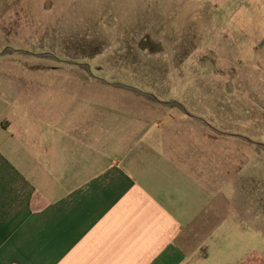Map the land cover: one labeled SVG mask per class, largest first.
Listing matches in <instances>:
<instances>
[{"label": "crops", "instance_id": "crops-1", "mask_svg": "<svg viewBox=\"0 0 264 264\" xmlns=\"http://www.w3.org/2000/svg\"><path fill=\"white\" fill-rule=\"evenodd\" d=\"M176 1L250 85L264 0ZM154 97L131 99L143 112L40 110L0 84V264H264L242 175L254 143Z\"/></svg>", "mask_w": 264, "mask_h": 264}, {"label": "rangeland", "instance_id": "rangeland-1", "mask_svg": "<svg viewBox=\"0 0 264 264\" xmlns=\"http://www.w3.org/2000/svg\"><path fill=\"white\" fill-rule=\"evenodd\" d=\"M184 8L176 0H0V84L11 98L37 97L40 110L143 112L154 107L131 99L152 95L241 129L254 143L242 175L264 253V70L249 71L247 85L241 55L230 54L229 70L223 46L208 45L206 18Z\"/></svg>", "mask_w": 264, "mask_h": 264}, {"label": "trees", "instance_id": "trees-1", "mask_svg": "<svg viewBox=\"0 0 264 264\" xmlns=\"http://www.w3.org/2000/svg\"><path fill=\"white\" fill-rule=\"evenodd\" d=\"M147 96H149L150 98H152V99H154L155 100V97L154 96H152V95H147ZM172 106H175V107H177V108H179V109H181V110H186L181 104H178V103H172ZM248 141L250 142V143H253V141H251V140H249L248 139ZM257 146H261L260 144H256ZM262 147V146H261ZM262 148H264V147H262Z\"/></svg>", "mask_w": 264, "mask_h": 264}]
</instances>
